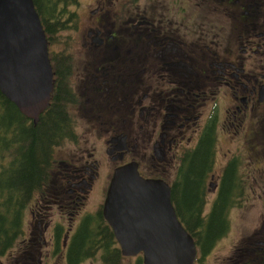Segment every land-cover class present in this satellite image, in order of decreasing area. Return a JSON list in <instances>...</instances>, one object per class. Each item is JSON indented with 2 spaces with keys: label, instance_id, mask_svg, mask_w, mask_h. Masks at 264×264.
I'll use <instances>...</instances> for the list:
<instances>
[{
  "label": "flooded vegetation",
  "instance_id": "1",
  "mask_svg": "<svg viewBox=\"0 0 264 264\" xmlns=\"http://www.w3.org/2000/svg\"><path fill=\"white\" fill-rule=\"evenodd\" d=\"M64 17L46 32L51 98L56 86L69 91L75 131L0 264H138L142 251L123 254L103 211L115 169L137 161L145 177L176 184L191 154L210 150L200 216L227 204L210 245L193 234L202 264L234 207L264 197V0H75ZM259 218L229 264H264V209Z\"/></svg>",
  "mask_w": 264,
  "mask_h": 264
},
{
  "label": "water",
  "instance_id": "2",
  "mask_svg": "<svg viewBox=\"0 0 264 264\" xmlns=\"http://www.w3.org/2000/svg\"><path fill=\"white\" fill-rule=\"evenodd\" d=\"M0 89L34 123L50 102L54 71L35 0H0ZM172 194V184L145 177L137 161L115 169L103 211L124 254L142 251L145 264L194 263L195 238Z\"/></svg>",
  "mask_w": 264,
  "mask_h": 264
},
{
  "label": "trees",
  "instance_id": "3",
  "mask_svg": "<svg viewBox=\"0 0 264 264\" xmlns=\"http://www.w3.org/2000/svg\"><path fill=\"white\" fill-rule=\"evenodd\" d=\"M73 1L35 0L48 35L65 24L64 12ZM69 94L65 87L61 86L59 90L56 86L50 104L40 114L39 121L34 123L0 89V254L18 238L25 208L34 192L47 180L56 147L66 138L73 137L75 124L66 99ZM200 152H193L182 176L177 175L176 184H172V198L181 220L192 234L196 232L205 248L224 230L223 208L227 203L218 201L210 220L200 216L203 207L202 178L211 155L210 150L202 155ZM231 171L228 170L226 177L228 188L232 185L228 178ZM90 236L87 234L85 240ZM104 238L109 245L114 244L111 234ZM142 257L138 255V264H143Z\"/></svg>",
  "mask_w": 264,
  "mask_h": 264
},
{
  "label": "rangeland",
  "instance_id": "4",
  "mask_svg": "<svg viewBox=\"0 0 264 264\" xmlns=\"http://www.w3.org/2000/svg\"><path fill=\"white\" fill-rule=\"evenodd\" d=\"M219 149L220 147L218 150ZM10 158L11 156L9 155L8 161ZM221 159L222 156L220 152H217L216 160L213 165V171L215 173H219L221 170ZM260 175L261 173H258L257 177ZM30 201L31 199L29 202ZM263 209L264 197L258 198L252 202L247 201L242 207L235 206L231 211V213H233L231 218V230L213 245L212 250L206 254V258L202 264H220L222 262L224 264H229L236 254L241 251V246L243 244L248 243V245H251L249 242L254 239L255 235H253L250 230L261 224L262 219L259 217ZM130 260H137V257L131 258Z\"/></svg>",
  "mask_w": 264,
  "mask_h": 264
}]
</instances>
